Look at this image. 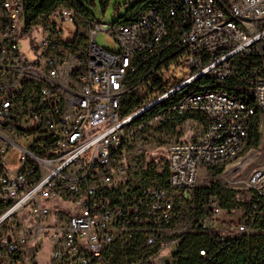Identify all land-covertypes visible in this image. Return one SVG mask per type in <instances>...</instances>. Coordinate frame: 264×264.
Segmentation results:
<instances>
[{"label": "built area", "instance_id": "1", "mask_svg": "<svg viewBox=\"0 0 264 264\" xmlns=\"http://www.w3.org/2000/svg\"><path fill=\"white\" fill-rule=\"evenodd\" d=\"M67 24L78 28L74 39ZM100 32L112 34L116 51L96 43ZM159 79L169 86L152 93ZM131 95L148 98L123 113ZM258 111L262 130L264 0H159L110 29L71 3L28 19L24 0H0V140L21 152L10 168L0 146V264H41L44 242L46 264H180L178 226L200 181L235 158L252 162ZM177 121L203 127L168 143L165 182L131 180L124 151L142 152L150 129ZM247 185L244 219L222 223L212 196L198 227L220 241L232 229L253 233L263 159Z\"/></svg>", "mask_w": 264, "mask_h": 264}, {"label": "rangeland", "instance_id": "2", "mask_svg": "<svg viewBox=\"0 0 264 264\" xmlns=\"http://www.w3.org/2000/svg\"><path fill=\"white\" fill-rule=\"evenodd\" d=\"M84 9L89 14V19L101 20L107 24L110 29L111 25L125 18L130 10L134 7L138 0H81ZM65 36L68 39H74L78 28L75 25L67 24L63 26ZM79 30L83 35H87L89 31L88 24L79 23ZM96 43L110 51H116L118 44L110 32H100L96 37ZM202 124L192 125L190 122L177 121L167 125L156 126L149 130L150 138L148 139L145 149L133 155V150L126 149L124 151L123 167L128 172L131 180L145 181L147 184L156 185L165 182L168 174L167 170V145L169 142L179 139H190L202 130ZM5 134H10L7 129H1ZM262 139L259 147L254 152L252 162L245 163L244 157H238L223 166L222 172L218 176H212V172L207 173L204 179L200 181L199 187L209 186L212 179L219 181L223 186L220 196L223 211L219 215V220L235 224L240 222L249 213V208L253 202V195L247 185V176L251 172L253 164L258 159L264 160V126L260 130ZM20 145L29 146L30 141L27 139H17ZM0 146L3 149H9L5 153V160L10 168L19 165L20 150L15 147H8L0 140ZM248 149V148H247ZM132 157V158H131ZM260 215L264 216V213ZM31 220L26 217L22 219L23 225H28ZM262 218L259 219V224ZM191 227V218L183 220L178 226V231L184 232ZM220 228V233H227ZM2 229L0 228V235ZM253 233H264V230L254 227ZM231 235L236 236V232L232 229ZM41 251L40 263L46 264L49 259L50 246L44 242ZM3 248L0 245V253Z\"/></svg>", "mask_w": 264, "mask_h": 264}, {"label": "trees", "instance_id": "3", "mask_svg": "<svg viewBox=\"0 0 264 264\" xmlns=\"http://www.w3.org/2000/svg\"><path fill=\"white\" fill-rule=\"evenodd\" d=\"M159 0H138L128 15L120 20L127 22L132 17L139 15L146 9L155 6ZM25 11L28 19L33 18L39 13L53 9L62 3H71L86 16L89 14L84 9L81 0H24ZM170 81H161L156 84V88L151 92H163L169 86ZM235 84L236 82H231ZM148 95L138 98L131 95L126 98L122 108L123 113L132 111L136 106L147 100ZM251 103V100L248 99ZM260 113L259 111L253 117L247 148L258 147L260 145L262 134L259 130ZM223 168H216L212 171V176H218ZM224 186L217 180L212 179L209 186L197 187L194 194V207L191 210V227L181 233L182 241L178 253L180 264H202L203 257L201 250L207 253L208 264H264V233L237 234L236 236H227L224 241L219 240L218 234H209L198 227L200 219L209 212V202L212 196L220 198ZM253 203V202H252ZM252 203L249 212L252 210ZM255 212L253 228L258 227L264 230V200L258 205ZM262 223L259 224V219ZM232 224V223H230Z\"/></svg>", "mask_w": 264, "mask_h": 264}]
</instances>
